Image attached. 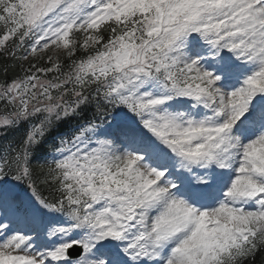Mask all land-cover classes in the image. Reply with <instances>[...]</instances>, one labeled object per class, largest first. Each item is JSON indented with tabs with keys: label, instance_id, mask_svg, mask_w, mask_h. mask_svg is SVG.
<instances>
[{
	"label": "snow or ice",
	"instance_id": "6c2138e0",
	"mask_svg": "<svg viewBox=\"0 0 264 264\" xmlns=\"http://www.w3.org/2000/svg\"><path fill=\"white\" fill-rule=\"evenodd\" d=\"M258 255L264 0H0V264Z\"/></svg>",
	"mask_w": 264,
	"mask_h": 264
},
{
	"label": "trees",
	"instance_id": "16d2710c",
	"mask_svg": "<svg viewBox=\"0 0 264 264\" xmlns=\"http://www.w3.org/2000/svg\"><path fill=\"white\" fill-rule=\"evenodd\" d=\"M256 264H261V256H257L256 258Z\"/></svg>",
	"mask_w": 264,
	"mask_h": 264
}]
</instances>
